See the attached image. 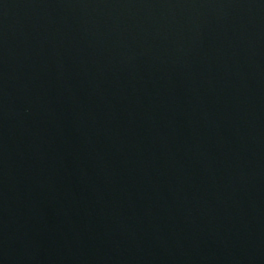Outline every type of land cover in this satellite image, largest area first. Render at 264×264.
Returning <instances> with one entry per match:
<instances>
[{
	"label": "water",
	"instance_id": "obj_1",
	"mask_svg": "<svg viewBox=\"0 0 264 264\" xmlns=\"http://www.w3.org/2000/svg\"><path fill=\"white\" fill-rule=\"evenodd\" d=\"M0 264H264V0H0Z\"/></svg>",
	"mask_w": 264,
	"mask_h": 264
}]
</instances>
